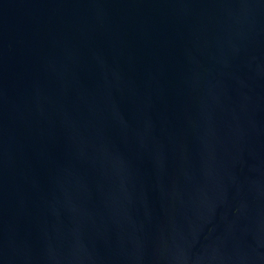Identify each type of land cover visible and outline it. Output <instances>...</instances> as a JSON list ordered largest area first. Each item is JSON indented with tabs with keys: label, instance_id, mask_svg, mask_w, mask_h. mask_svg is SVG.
I'll list each match as a JSON object with an SVG mask.
<instances>
[{
	"label": "water",
	"instance_id": "water-1",
	"mask_svg": "<svg viewBox=\"0 0 264 264\" xmlns=\"http://www.w3.org/2000/svg\"><path fill=\"white\" fill-rule=\"evenodd\" d=\"M0 264H264V0H0Z\"/></svg>",
	"mask_w": 264,
	"mask_h": 264
}]
</instances>
